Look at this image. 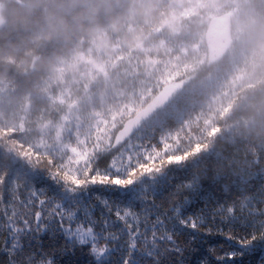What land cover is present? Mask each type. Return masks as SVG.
Wrapping results in <instances>:
<instances>
[{"label": "snow or ice", "instance_id": "1", "mask_svg": "<svg viewBox=\"0 0 264 264\" xmlns=\"http://www.w3.org/2000/svg\"><path fill=\"white\" fill-rule=\"evenodd\" d=\"M166 129L58 160L0 149V264H264V157Z\"/></svg>", "mask_w": 264, "mask_h": 264}, {"label": "rangeland", "instance_id": "2", "mask_svg": "<svg viewBox=\"0 0 264 264\" xmlns=\"http://www.w3.org/2000/svg\"><path fill=\"white\" fill-rule=\"evenodd\" d=\"M219 2L181 0L173 5L171 16L161 28L156 29V37L163 38L166 29L172 40L176 39L193 15H200L203 20L210 18L212 22L207 35L196 36L188 44L180 42L171 56L167 55L173 47L171 44L168 48L169 36L160 45H156L153 39H147L146 34L132 35L129 36L130 41L121 42H113L105 35L95 37L85 51L60 60L52 69L41 85L44 88L41 97L44 105L26 99L13 109L9 108L17 99H4L5 90L9 92L8 86H5L0 93V121L6 119L5 125H12V128L22 132L20 139H29L28 145L32 148H38L58 160L66 155L68 149L77 146L112 143L122 124L126 125L120 132L124 139L153 121L178 117L179 105L173 99L178 93L179 83L177 85L173 81L207 60L218 61L227 51L233 58V44L245 41L246 24L233 13L219 16ZM234 4L239 6V0ZM2 24L0 9V27ZM157 48L164 50L159 59L155 58L159 52ZM254 55L255 52L248 57L247 63L216 67L197 85L203 95L192 88L189 104L198 103L199 113L187 119L181 114L179 132L171 133L184 140L187 135L191 136L189 131L201 118L211 122L220 114L226 117L237 106L240 96L250 100L251 96L244 95V92L252 90L254 85L250 83L258 82L253 77V70L261 66ZM195 93L200 95L197 97ZM211 109L217 110V115L205 114ZM30 116L39 118L36 124L31 123L34 127L28 132L26 126ZM243 124L250 126V120H244ZM21 125L22 128H17ZM215 126L211 122L201 135L197 132L195 140L203 137L209 129H215ZM0 147L5 149L1 143Z\"/></svg>", "mask_w": 264, "mask_h": 264}, {"label": "trees", "instance_id": "3", "mask_svg": "<svg viewBox=\"0 0 264 264\" xmlns=\"http://www.w3.org/2000/svg\"><path fill=\"white\" fill-rule=\"evenodd\" d=\"M178 1L181 0H0L3 17L0 27V93L8 86L9 92L5 90L3 97L5 100L16 97L17 102L9 106L12 109L26 99L44 105L45 101L41 98L44 88L41 85L52 69L60 60L85 51L99 35L110 37L113 42H121L130 41L129 36L132 35L146 34L147 39H153L156 45L165 42L169 36L168 48L171 44L173 47L167 55L171 56L180 42L188 44L196 36L207 35L211 21L210 18L203 20L202 16L193 15L188 18L184 24L185 30L176 39L172 40L166 29L163 38L156 37V29L161 28L171 16L172 7ZM216 1H220L221 5L219 16L233 13L246 24L245 41L233 44V58H230V52L227 51L218 61L207 60L205 64L180 74L173 81L177 85L179 83L178 93L173 99L179 105L178 117H167L162 121L159 119L151 122V125L164 124L167 131L179 132L181 114L187 119L199 113L198 103L189 104L192 88L200 91L197 85L216 67L221 64L232 66L247 63L248 57L255 52V61L261 64L253 70V77L258 82L250 83L254 85L252 90L244 92L251 99L240 96L237 106L228 116L220 114L211 122L216 125L215 129L219 127L223 130L220 139L235 145L242 155L249 159L264 157V0H239L240 5L237 7L234 4L236 0ZM157 50L159 52L156 55L160 57L155 58L159 59L164 50ZM195 95L198 97L200 94ZM217 113V110L212 109L205 111L207 115ZM31 117L26 126L28 132H31L39 118ZM7 119L10 120L9 115ZM244 120H250V126L244 125ZM5 122L6 119L0 121V143L5 149L10 147L13 151L38 153L41 159L54 158L38 148H32L28 145L29 139H20L23 134L19 129L12 128V125L8 127ZM211 122L201 118L189 131L191 136L187 135L184 140L194 141L197 132L201 135ZM125 126L122 124L118 128L113 142L123 140L120 132ZM17 128H22V125Z\"/></svg>", "mask_w": 264, "mask_h": 264}]
</instances>
